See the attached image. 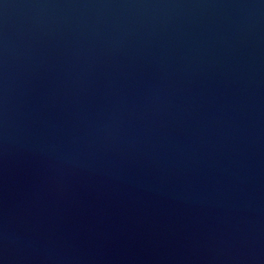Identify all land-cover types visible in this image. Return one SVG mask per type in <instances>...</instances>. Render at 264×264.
Wrapping results in <instances>:
<instances>
[{"label": "water", "instance_id": "95a60500", "mask_svg": "<svg viewBox=\"0 0 264 264\" xmlns=\"http://www.w3.org/2000/svg\"><path fill=\"white\" fill-rule=\"evenodd\" d=\"M0 264H264V0H0Z\"/></svg>", "mask_w": 264, "mask_h": 264}]
</instances>
